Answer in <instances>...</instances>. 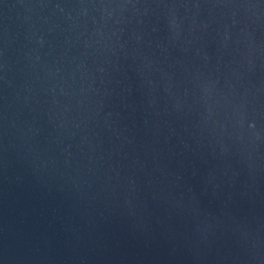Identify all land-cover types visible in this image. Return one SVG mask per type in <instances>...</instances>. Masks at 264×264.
<instances>
[{"label":"water","instance_id":"obj_1","mask_svg":"<svg viewBox=\"0 0 264 264\" xmlns=\"http://www.w3.org/2000/svg\"><path fill=\"white\" fill-rule=\"evenodd\" d=\"M0 264H264V0H0Z\"/></svg>","mask_w":264,"mask_h":264}]
</instances>
